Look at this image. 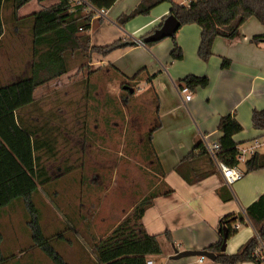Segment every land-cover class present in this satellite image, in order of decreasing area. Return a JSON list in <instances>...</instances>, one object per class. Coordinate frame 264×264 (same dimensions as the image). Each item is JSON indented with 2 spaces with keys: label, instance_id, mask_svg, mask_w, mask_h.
Masks as SVG:
<instances>
[{
  "label": "crops",
  "instance_id": "1",
  "mask_svg": "<svg viewBox=\"0 0 264 264\" xmlns=\"http://www.w3.org/2000/svg\"><path fill=\"white\" fill-rule=\"evenodd\" d=\"M57 1H31L19 9L17 17L26 18ZM140 1L116 0L103 15L95 16L101 23L92 25L89 31L91 46H105L118 39L136 45L106 57L92 55L90 79L104 69L107 73L114 72L122 82H128L144 71L139 79L146 81L145 92L157 98L160 126L152 134V148L162 174H155L158 181L154 187L163 186V190L152 200L141 223L149 236H156L161 254L148 257L147 261L152 264H216L207 260L200 263L199 258L171 260L173 249L204 251L218 242L217 228L222 218L234 215L246 220L245 209L264 195V169L244 174L241 180L228 187L217 168L194 184L185 182L176 168L195 145L202 142V137L210 143L219 141L222 136L219 122L226 116H231L242 127V131L233 136L234 143L240 147L257 141L261 145L257 153L264 154L261 151L264 131L255 130L251 123L254 110L264 111V44L250 43L253 36L264 34V27L256 19H249L239 28L234 40L215 39L211 57L203 62L197 55L201 30L194 24L180 27L172 42L163 39L150 47L139 44L141 36L151 32L168 16L169 3L158 5L149 16L119 25L117 19L129 14ZM33 2L36 3L34 8L25 12ZM10 5L11 0L1 11L0 86L23 77L33 59L29 25L12 20ZM173 43L182 51L181 60L173 61L170 57ZM223 59L229 61L226 69L221 67ZM188 76L207 78L208 84L191 91L192 99L184 102L178 88ZM93 86L96 91V85ZM241 165L244 166L240 164L239 167ZM198 167L203 173L210 171L204 161L198 163ZM169 189L171 192L166 193ZM219 194L229 197V201H223ZM166 232L172 243L166 238ZM255 235V230L246 222L226 242L225 254H235Z\"/></svg>",
  "mask_w": 264,
  "mask_h": 264
},
{
  "label": "trees",
  "instance_id": "2",
  "mask_svg": "<svg viewBox=\"0 0 264 264\" xmlns=\"http://www.w3.org/2000/svg\"><path fill=\"white\" fill-rule=\"evenodd\" d=\"M9 0H0V38L3 35V21L1 11ZM35 0H11L12 20L21 25H29L33 59L28 66L26 74L9 84L0 86V211L10 207L14 202H21L31 235L33 246L41 251L53 264H67L62 256L54 249L50 239L46 238L41 227V215L33 202L38 192V183L45 184L43 170L40 167L39 153L46 149H53L54 140L49 139L51 126L42 125L39 128L33 125L26 113L29 108H37L35 91L46 84L59 80L76 69V74L86 73L84 83L90 96L95 87L89 85L90 64L92 55L106 57L117 51L133 47L132 41L118 39L105 46H91L89 31L92 25L101 23L95 19L96 11L109 10L116 0H58L57 3L41 7L37 12L26 18L19 19L17 13L27 3ZM41 2L42 0H36ZM162 3H169L168 16H173L180 24L197 25L200 30V45L198 58L206 62L212 55L213 42L217 38L234 40L239 28L249 19H256L264 27V0H192L188 6H180L174 0H141L140 3L127 15H121L117 22L124 25L138 16L148 15L152 9ZM166 16V17H168ZM161 23L151 32L141 36L140 41L158 29ZM173 39V38H172ZM251 44H264V34L255 35L250 39ZM155 43H147L150 47ZM170 57L173 61L182 59V51L173 43ZM111 66H109L110 68ZM222 69L229 67V61L222 60ZM112 69V67L110 68ZM139 72L130 83L137 85ZM150 78L148 81H150ZM182 86L190 91L205 88L207 78L188 76L182 81ZM155 102L156 123L144 136L143 150L149 160L153 159L156 173H160L159 162L152 148V134L159 128L157 98ZM39 115L44 114L37 108ZM49 121L61 118L51 112L45 114ZM44 116V115H43ZM50 123V122H49ZM252 127L257 131H264V111L254 110L251 117ZM221 138L216 142L220 151L216 161L228 167L238 166L237 144L233 136L242 131V127L231 116L223 117L218 126ZM43 133L42 138L38 135ZM47 135V138L46 136ZM204 161L210 171L201 172L198 163ZM215 164L206 152L203 143L198 142L193 150L181 161L176 172L188 184H194L204 179L209 173H214ZM244 174L264 169V154L255 153L244 163ZM47 184V183H46ZM163 187V186H162ZM167 190L166 193H170ZM160 192L151 194L136 205L106 237L98 240L94 246V259L90 264H146L147 258L161 254L156 236H149L144 230L141 219L144 212L152 205V200ZM229 201V197H223ZM245 216L255 230L256 235L250 238L233 255H226L221 247L236 234L234 226L246 225L243 217L234 215L224 217L219 222L217 231L218 242L204 251L216 256V264H260L253 253L264 243V195L258 197L248 208ZM170 243L173 242L170 234L165 233ZM2 236L0 234V244ZM6 262L0 249V264Z\"/></svg>",
  "mask_w": 264,
  "mask_h": 264
},
{
  "label": "rangeland",
  "instance_id": "3",
  "mask_svg": "<svg viewBox=\"0 0 264 264\" xmlns=\"http://www.w3.org/2000/svg\"><path fill=\"white\" fill-rule=\"evenodd\" d=\"M115 76L103 69L91 78L89 85L95 84L96 91L89 96L86 73L74 69L35 91L37 108L44 114L37 108L26 111L33 125L55 129L49 135L53 149L39 153L46 182L38 183L33 202L45 237L67 264H90L98 240L144 198L163 190L154 187L156 169L142 146L157 120L154 98L145 92L144 79L134 85ZM51 112L61 118L49 121L45 114ZM42 136L39 132L37 137L45 140ZM27 221L21 202L0 211L3 264H53L33 246Z\"/></svg>",
  "mask_w": 264,
  "mask_h": 264
},
{
  "label": "built area",
  "instance_id": "4",
  "mask_svg": "<svg viewBox=\"0 0 264 264\" xmlns=\"http://www.w3.org/2000/svg\"><path fill=\"white\" fill-rule=\"evenodd\" d=\"M178 5L180 6H188V4L192 0H174ZM78 3L84 2L83 0H77ZM85 3V2H84ZM89 9L93 10L96 15H103L104 11H96L93 8H91L88 4H86ZM139 44L144 45L143 42H139ZM178 93L182 97V100L184 102H188L192 99V92L185 86L178 88ZM202 143L203 146L210 156V158L213 160L216 168L221 174V177L223 179L224 185L230 187L237 181L241 180L244 176V172L240 169L239 165L244 164L252 155L258 152V149L260 148V144L257 141L252 142L249 145L246 146H240L237 148L238 155H237V161L239 163L238 166L235 167H228L222 163H219L216 161V155L220 151V146L215 143L208 142L204 137H202ZM248 223V220H245ZM234 230H238L240 228L239 224H236L234 227ZM253 258L257 260L260 264H264V243L259 242V246L256 248V250L253 253ZM205 259L199 258L198 261L202 263ZM146 264H152L150 261H147Z\"/></svg>",
  "mask_w": 264,
  "mask_h": 264
},
{
  "label": "water",
  "instance_id": "5",
  "mask_svg": "<svg viewBox=\"0 0 264 264\" xmlns=\"http://www.w3.org/2000/svg\"><path fill=\"white\" fill-rule=\"evenodd\" d=\"M180 28L179 22L173 17L168 16L165 18V20L162 22L161 26L154 30V32L146 37L143 40V44L147 43H156L166 38H172L174 37L177 30ZM123 90L127 91L129 94H133V89L128 86H123ZM225 246L226 242L224 240V243L221 247V251L225 252ZM174 256L171 258V260H180L184 258H204L205 260L215 263L216 256L215 254L208 252V251H182L178 252L176 249H173Z\"/></svg>",
  "mask_w": 264,
  "mask_h": 264
}]
</instances>
